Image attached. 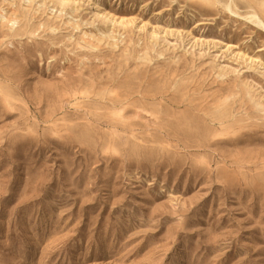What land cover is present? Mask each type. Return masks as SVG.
Here are the masks:
<instances>
[{
  "label": "rangeland",
  "instance_id": "rangeland-1",
  "mask_svg": "<svg viewBox=\"0 0 264 264\" xmlns=\"http://www.w3.org/2000/svg\"><path fill=\"white\" fill-rule=\"evenodd\" d=\"M230 11L264 24L0 0V264H264V30Z\"/></svg>",
  "mask_w": 264,
  "mask_h": 264
},
{
  "label": "bare ground",
  "instance_id": "bare-ground-1",
  "mask_svg": "<svg viewBox=\"0 0 264 264\" xmlns=\"http://www.w3.org/2000/svg\"><path fill=\"white\" fill-rule=\"evenodd\" d=\"M226 6V5H225ZM227 7V6H226ZM230 13L232 14V15H234L235 17H237V18H241V17H243V18H246L249 22H251L253 25H255L257 28L259 27L260 29H262V30H264V24H263V22L259 19V18H257L256 17V15H254V14H249V15H244V16H241V15H239L238 13H236V12H234V11H230Z\"/></svg>",
  "mask_w": 264,
  "mask_h": 264
}]
</instances>
